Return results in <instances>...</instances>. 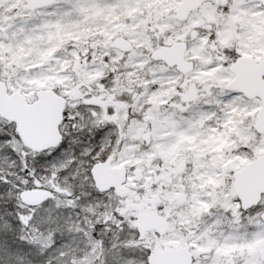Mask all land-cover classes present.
Masks as SVG:
<instances>
[{
  "label": "snow or ice",
  "instance_id": "snow-or-ice-1",
  "mask_svg": "<svg viewBox=\"0 0 264 264\" xmlns=\"http://www.w3.org/2000/svg\"><path fill=\"white\" fill-rule=\"evenodd\" d=\"M0 264H264V0H0Z\"/></svg>",
  "mask_w": 264,
  "mask_h": 264
}]
</instances>
